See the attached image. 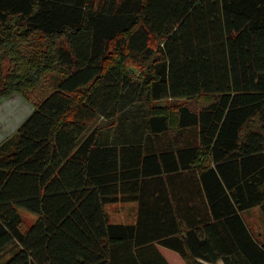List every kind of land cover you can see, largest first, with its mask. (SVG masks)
Here are the masks:
<instances>
[{"label": "trees", "instance_id": "trees-1", "mask_svg": "<svg viewBox=\"0 0 264 264\" xmlns=\"http://www.w3.org/2000/svg\"><path fill=\"white\" fill-rule=\"evenodd\" d=\"M36 90L0 143V264H264V0H0V100Z\"/></svg>", "mask_w": 264, "mask_h": 264}, {"label": "crops", "instance_id": "crops-1", "mask_svg": "<svg viewBox=\"0 0 264 264\" xmlns=\"http://www.w3.org/2000/svg\"><path fill=\"white\" fill-rule=\"evenodd\" d=\"M25 99L18 94H12L11 97L5 98L0 101V143L5 138L13 135L20 123L31 112L33 106L26 104ZM27 102V101H26ZM121 213V218L111 219L114 222H133L135 220V213L137 210V204L135 202L113 203ZM107 205L105 210H107ZM187 208L182 209L184 211ZM189 210L195 211L194 208ZM110 216V215H109ZM184 231V228H182ZM184 240V237L181 239ZM185 244V243H184ZM184 246V245H183ZM185 249H187L185 247ZM160 253L169 264H186L181 258L178 252L169 248L159 247ZM195 261L204 262L208 264H224L222 260H217L215 263L205 261L199 257L195 258Z\"/></svg>", "mask_w": 264, "mask_h": 264}, {"label": "rangeland", "instance_id": "rangeland-1", "mask_svg": "<svg viewBox=\"0 0 264 264\" xmlns=\"http://www.w3.org/2000/svg\"><path fill=\"white\" fill-rule=\"evenodd\" d=\"M5 67H6V65H5ZM37 92H38V90H36L34 92V94H30L28 96V100L23 97L27 101V102L25 101V103L26 104H31V100H37V98L39 97V93H37ZM13 93L14 94H18V93H15V92H13ZM11 95H9L8 97H5V98H9V97H11ZM18 95L21 96L20 94H18ZM5 98H3V99H5ZM3 99H1V100H3ZM96 122H98L99 124L103 125L104 124V118L100 116ZM108 135H111V133H108ZM106 208H107V210L109 212L110 219L114 220V219H117V218H119V219L121 218L122 214L119 213L118 208H116L113 203L108 204ZM18 212L20 214V217L22 219V224L24 226L31 225L32 223H34V221L37 218V215L35 213H32V212H30V211H28V210H26L24 208H21V207L18 208ZM243 216L245 217L247 222L253 223V225H254V227L256 229L264 231V220H260L261 217H260L258 208L255 207V208H253V209H251L249 211H246L243 214Z\"/></svg>", "mask_w": 264, "mask_h": 264}]
</instances>
